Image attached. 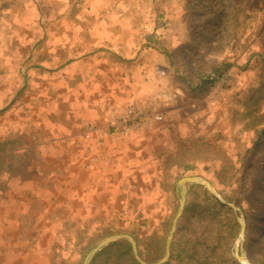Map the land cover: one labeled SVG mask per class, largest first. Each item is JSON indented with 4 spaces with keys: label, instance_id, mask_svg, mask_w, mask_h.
I'll list each match as a JSON object with an SVG mask.
<instances>
[{
    "label": "rangeland",
    "instance_id": "rangeland-1",
    "mask_svg": "<svg viewBox=\"0 0 264 264\" xmlns=\"http://www.w3.org/2000/svg\"><path fill=\"white\" fill-rule=\"evenodd\" d=\"M13 6L17 15L7 12ZM56 9L65 15L55 18ZM80 9L116 11L127 36L170 57L172 69L159 85L180 93H166L172 99L161 104L167 145L142 161L146 169L133 168L137 176L122 181L111 204L105 195L98 207L89 201L83 223L35 251L37 264H87L105 239L95 254L125 239L138 264L132 241L144 264H243L239 256L264 264V0H0V185L3 170L16 172L34 158L33 148L22 147L40 116L46 122L43 98L35 97L41 85L27 72L32 43L41 39L24 42L7 20L26 21L35 32L55 19L69 22ZM226 69L234 75L228 88L213 94L209 84L197 87ZM182 130L184 139L176 137ZM183 177L206 181L213 191ZM74 212L81 218V208ZM111 250L126 260L122 250ZM95 254L88 264H111L105 255L92 261Z\"/></svg>",
    "mask_w": 264,
    "mask_h": 264
},
{
    "label": "crops",
    "instance_id": "crops-1",
    "mask_svg": "<svg viewBox=\"0 0 264 264\" xmlns=\"http://www.w3.org/2000/svg\"><path fill=\"white\" fill-rule=\"evenodd\" d=\"M7 12L14 14L15 7ZM53 13L58 18L65 10ZM107 13L80 9L69 22L55 19L35 32L26 21L7 20L9 26L14 22L16 35L24 42L41 39L32 43L33 62L27 72L41 85L35 97L43 98L46 122L41 123L40 116L33 138L23 144V150H35L34 158L23 169L1 174L0 264H28L23 261L28 256L29 264H37L36 250L49 249L48 243L60 241L67 227L72 232L74 222L83 223L89 201L98 207L100 196L105 195L111 204L122 181L137 176L133 168L146 169L142 161L154 160L171 138L170 124L145 123L115 142L106 137L102 160L89 163L92 150L88 148L94 140L82 135L83 128L104 127L132 100H152L155 109L162 111L164 94L180 93L178 88L159 85L172 69L170 57L153 45L139 44L136 36H127L116 11ZM180 136L185 138L184 130L177 132ZM77 208L83 211L81 218L75 216Z\"/></svg>",
    "mask_w": 264,
    "mask_h": 264
},
{
    "label": "built area",
    "instance_id": "built-area-1",
    "mask_svg": "<svg viewBox=\"0 0 264 264\" xmlns=\"http://www.w3.org/2000/svg\"><path fill=\"white\" fill-rule=\"evenodd\" d=\"M234 83V75L231 69L224 70L221 74H209L203 77L197 84L198 88L202 89L209 84V92L218 94V92L228 88ZM167 100L172 99L170 95L164 94ZM165 114L162 111L155 109L152 100L141 102L132 100L121 106L115 114H113L102 128H97L93 125H87L82 130V135L89 139L93 138L94 144L89 156V163L97 164L101 161V150L105 147L106 137L115 142L120 138L130 135V133L140 125L149 122H158L164 120ZM91 138V139H90Z\"/></svg>",
    "mask_w": 264,
    "mask_h": 264
},
{
    "label": "trees",
    "instance_id": "trees-1",
    "mask_svg": "<svg viewBox=\"0 0 264 264\" xmlns=\"http://www.w3.org/2000/svg\"><path fill=\"white\" fill-rule=\"evenodd\" d=\"M113 248H115L116 250H122V255L126 256V260H124L121 257V254L117 253V251L112 253L111 249ZM100 255H105L106 260L108 261L109 259L111 261V264H138L131 254V247L129 243L125 239H118L113 242H110L108 245L104 246L99 253L95 254V256L92 258V261ZM94 264H97L96 261L94 262Z\"/></svg>",
    "mask_w": 264,
    "mask_h": 264
},
{
    "label": "water",
    "instance_id": "water-1",
    "mask_svg": "<svg viewBox=\"0 0 264 264\" xmlns=\"http://www.w3.org/2000/svg\"><path fill=\"white\" fill-rule=\"evenodd\" d=\"M194 178H195V177H183V178L180 179V182H185V181H187V180H189V179L195 180ZM195 181H196V180H195ZM196 182H198V183H200V184H203V185L207 186L211 191H213V189L211 188V186H210V184H209L208 182H206V181H202L201 179H199V181H196ZM181 196H182V198L184 197L183 194H181ZM181 207H182V204L179 206V209H181ZM232 208H233V209H236V207L233 206V205H232ZM177 216H178V214H176V216H175V218H174V220H173V224H172L171 230H170V232H169V236H168V239H167V248H166V250L168 249V246H169V243H170V240H171V236H172V234H173V230H174V228H175V220H176ZM241 224H242V225H241V229L243 230V229H244V224H243V223H241ZM117 236H120V235H117ZM108 240H109V239H105V240H103L98 246L94 247V248L90 251L89 255L86 257V260H85L87 264H88L89 259H90V258L96 253V251L99 249V247L102 246V245H104V244H106ZM131 246H132V248H133V251L135 252L136 258H137V260L139 261V263H140V264H144V263L141 261V259H140V258L137 256V254H136V246H135V244H134L133 241L131 242ZM238 258H239V260H240L243 264H249V263L246 262V260L243 259V257L239 256ZM163 262H165V258L162 259V260H160V261H158L156 264H162Z\"/></svg>",
    "mask_w": 264,
    "mask_h": 264
},
{
    "label": "bare ground",
    "instance_id": "bare-ground-1",
    "mask_svg": "<svg viewBox=\"0 0 264 264\" xmlns=\"http://www.w3.org/2000/svg\"><path fill=\"white\" fill-rule=\"evenodd\" d=\"M196 181H199V179L194 178Z\"/></svg>",
    "mask_w": 264,
    "mask_h": 264
}]
</instances>
